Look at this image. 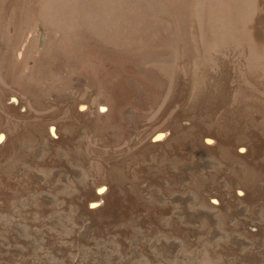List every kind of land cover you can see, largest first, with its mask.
<instances>
[{"label": "rangeland", "instance_id": "obj_1", "mask_svg": "<svg viewBox=\"0 0 264 264\" xmlns=\"http://www.w3.org/2000/svg\"><path fill=\"white\" fill-rule=\"evenodd\" d=\"M1 134L0 264H264V0H0Z\"/></svg>", "mask_w": 264, "mask_h": 264}, {"label": "bare ground", "instance_id": "obj_2", "mask_svg": "<svg viewBox=\"0 0 264 264\" xmlns=\"http://www.w3.org/2000/svg\"><path fill=\"white\" fill-rule=\"evenodd\" d=\"M15 101H17V99H15ZM79 107H81L80 110H85L84 105H80ZM52 132L55 133L54 130H53ZM163 137H164L163 134H162V133H159V134H157V135L155 136V138H156L155 141H158V140L162 139ZM4 138H5V135H4V134H1V135H0V143L3 142ZM210 143H211V142H210ZM102 188H103V186L98 187L99 190H101ZM102 192H103V191H100L99 194H102ZM94 199H95V196L93 197V200L91 201V204H95L96 201H94Z\"/></svg>", "mask_w": 264, "mask_h": 264}]
</instances>
